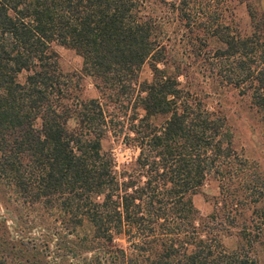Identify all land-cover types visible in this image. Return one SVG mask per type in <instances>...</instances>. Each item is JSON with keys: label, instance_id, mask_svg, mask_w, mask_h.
<instances>
[{"label": "trees", "instance_id": "1", "mask_svg": "<svg viewBox=\"0 0 264 264\" xmlns=\"http://www.w3.org/2000/svg\"><path fill=\"white\" fill-rule=\"evenodd\" d=\"M237 1L251 32L214 0H0V264H261L249 251L264 242V172L168 34L181 26L201 77L247 98L264 133V11ZM53 44L81 56L97 97ZM109 136L137 152L119 169ZM209 177L219 191L202 215L193 197Z\"/></svg>", "mask_w": 264, "mask_h": 264}, {"label": "rangeland", "instance_id": "2", "mask_svg": "<svg viewBox=\"0 0 264 264\" xmlns=\"http://www.w3.org/2000/svg\"><path fill=\"white\" fill-rule=\"evenodd\" d=\"M254 8L256 0H250ZM214 8L217 9L218 17L224 23L228 24L233 30L241 33L251 32L254 28L252 19L248 12V6L245 2L237 0H214ZM155 9L159 7L152 5ZM168 34L172 37L171 47L175 51L174 55L185 58L189 70L193 71L195 78H192L194 85L201 83L202 99L207 104L209 109H221L226 115L231 130L233 132V140L235 148L243 154L250 162L255 163L257 168L264 172V133L262 124L251 107L249 100L238 94V92L230 86H220L216 89L209 86L208 78L198 73L199 68L193 62L189 48L183 43V31L178 24H170ZM177 35L176 42L173 36ZM181 39V40H180ZM211 46L215 47V41H211ZM53 49L58 54L59 68L64 73L71 74L75 81L83 89L84 95L87 97H97L98 91L94 85L93 79L82 73V58L73 49L67 48L60 44H53ZM205 75V74H203ZM193 77V76H192ZM151 78V70L146 63L140 71V80H149ZM182 83L184 77H180ZM205 83L207 85H205ZM214 85V84H213ZM102 146L105 151H110L114 158L116 168L131 161L136 155V150L133 147L125 146L121 141H117L113 136H109L102 141ZM218 181L214 177H209L199 192L193 197L195 206L202 215H208L214 205V198L218 195ZM240 242V238L235 229L232 232L222 234L220 236V245L225 251L236 250ZM249 254L255 257L259 263H264V242L261 241L249 251Z\"/></svg>", "mask_w": 264, "mask_h": 264}, {"label": "crops", "instance_id": "3", "mask_svg": "<svg viewBox=\"0 0 264 264\" xmlns=\"http://www.w3.org/2000/svg\"><path fill=\"white\" fill-rule=\"evenodd\" d=\"M256 6L259 10H264V0H256Z\"/></svg>", "mask_w": 264, "mask_h": 264}]
</instances>
